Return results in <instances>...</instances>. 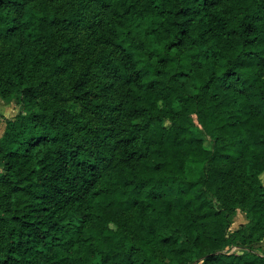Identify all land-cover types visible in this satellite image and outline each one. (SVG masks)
<instances>
[{
    "label": "trees",
    "instance_id": "trees-1",
    "mask_svg": "<svg viewBox=\"0 0 264 264\" xmlns=\"http://www.w3.org/2000/svg\"><path fill=\"white\" fill-rule=\"evenodd\" d=\"M0 96V264H264V0H0Z\"/></svg>",
    "mask_w": 264,
    "mask_h": 264
},
{
    "label": "rangeland",
    "instance_id": "rangeland-1",
    "mask_svg": "<svg viewBox=\"0 0 264 264\" xmlns=\"http://www.w3.org/2000/svg\"><path fill=\"white\" fill-rule=\"evenodd\" d=\"M19 110V106L15 103V101L8 102L4 100L0 96V112L4 114L5 119L0 123V135L2 134L5 126H6V118H13ZM248 219L246 217V214L241 210L238 209L236 212V216L233 220V223L230 227V231H234L239 228L241 223H247ZM231 251H237V252H257L259 254L264 253V241H259L256 243H253L251 245H245V246H234Z\"/></svg>",
    "mask_w": 264,
    "mask_h": 264
},
{
    "label": "crops",
    "instance_id": "crops-1",
    "mask_svg": "<svg viewBox=\"0 0 264 264\" xmlns=\"http://www.w3.org/2000/svg\"><path fill=\"white\" fill-rule=\"evenodd\" d=\"M3 131H4V130H3ZM2 134H3V132H2ZM2 134H1V135H2ZM1 135H0V136H1Z\"/></svg>",
    "mask_w": 264,
    "mask_h": 264
}]
</instances>
